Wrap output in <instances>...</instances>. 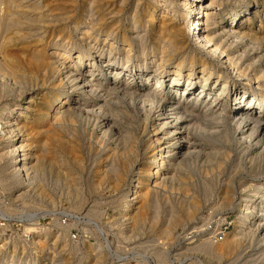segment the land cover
Returning a JSON list of instances; mask_svg holds the SVG:
<instances>
[{
	"label": "bare ground",
	"instance_id": "bare-ground-1",
	"mask_svg": "<svg viewBox=\"0 0 264 264\" xmlns=\"http://www.w3.org/2000/svg\"><path fill=\"white\" fill-rule=\"evenodd\" d=\"M231 4L234 7L225 14V6ZM256 22L258 29H253ZM99 35L110 50L114 43L108 38L118 37L126 45L124 61L102 59ZM131 40L140 47L137 59L130 56ZM148 64L154 65L152 71ZM168 64L170 72L163 69ZM152 80L155 85L146 86ZM6 90L17 91L18 100L0 108V171L10 183L26 189L15 198L28 194L44 168L53 163L64 179L78 184L79 175L62 154L76 152L78 135L68 126L79 114L92 115L91 127L97 128L100 141L107 142L100 177L109 178L115 189L124 187L133 173L126 201L113 219L118 225L131 215L133 202L139 211L130 216L133 226L144 221L147 211L155 221L160 217L155 194L159 186L174 181L176 171L196 157L209 160L223 153L218 151L223 143L242 142L244 150L253 153V174L260 175L251 190L261 194L259 199L248 206L246 198L242 205L246 186L231 197L226 183L218 205L227 204V212L236 214L233 229L221 243L191 240L185 249L209 262L233 255L244 241L264 250V0H0V92ZM65 127L75 132L71 139H65L69 134L63 137ZM49 150L51 161L46 163ZM209 183L203 184L205 193L213 190ZM33 189L38 196L37 185ZM191 198L182 204L181 213L168 209L163 226L155 222L157 237H168L193 219L200 203ZM81 199L79 193L74 195V207H79ZM35 222H29L26 231L32 236L30 244L43 249L48 232ZM61 238L59 254L74 249ZM90 247L95 250V262L102 263L105 245L96 240ZM156 250L155 264L166 262L167 253Z\"/></svg>",
	"mask_w": 264,
	"mask_h": 264
},
{
	"label": "rangeland",
	"instance_id": "rangeland-1",
	"mask_svg": "<svg viewBox=\"0 0 264 264\" xmlns=\"http://www.w3.org/2000/svg\"><path fill=\"white\" fill-rule=\"evenodd\" d=\"M231 2H233V0H231ZM233 7L234 4L228 5L227 7L225 6V14ZM240 7L241 9L244 8L242 6ZM225 14L223 16L224 18H227V15ZM120 19L122 21L121 23L123 24L127 21L124 20V15ZM141 27L143 28L145 26L141 25ZM252 27L253 29H258V22L253 23ZM148 32L149 30L144 31L145 34ZM103 38L104 36L99 35L97 40V44H99L102 49L104 48L101 56L102 59H105L108 62H112V60H114V63L124 61V51L126 45L122 44L121 40L118 37H116L114 40L112 38H108V42L111 41L112 43H114V49H112V51L108 47L109 44H104ZM132 42L134 44V49L132 50L130 56H132L133 59H137L141 56L140 47L138 46L136 41L131 40V43ZM107 51H109L110 54H108ZM135 51L137 53H135ZM169 65L170 64L166 65L163 69L168 71L170 68ZM148 67L149 70L152 71L154 65L148 64ZM125 78L126 76L123 77V79ZM181 80L184 81V78H181ZM218 84L220 85L221 83ZM154 85L155 83L153 80L151 82L147 81L146 83V86ZM6 91L7 92H0V108L6 103H12L18 100L17 91ZM210 94L211 96H213V98L216 96L214 90H212ZM85 115L86 114L77 115L72 120L74 124L73 122H71L72 124H69L68 126H71V128H73L78 135L76 136L78 137V141L76 142H78L77 144L79 148L77 147L75 153L65 154L64 152V154H62V157L64 156L63 159L66 161L69 167L72 168L73 171L77 172V176L79 175V180L77 182L78 184L76 186L74 185L75 183L73 184V181L64 179L63 174L57 171V165L53 163L51 166H47L44 168L43 172L41 173L42 175H40L41 177H39L40 180L33 183L32 186L34 187H30L31 190L28 191V194L20 196L17 199L15 197L19 193H21V191H24L26 189H23V187L21 185H18L17 183H10L8 178L2 175L3 173L0 171V264L8 261L16 262L17 260L22 261L24 264H96L98 262V264H155L156 258L154 255V251H157L156 249H160L168 255L167 261L169 260V262H161V264H264V255H262V253H264L262 251L264 250H262V246L257 243L249 245L248 242L244 241L242 247L240 248L241 250L238 249L233 255L224 257L220 262H209L205 260L202 255H199L198 253L196 255V252H193V255L192 251H187L185 249V247L188 246L187 242L185 244L180 239L181 236H183L189 230H198L197 233H200V229H202L200 227L203 226L204 223L210 224L211 227L214 225L223 226L224 224H226L229 226L227 233L233 229L236 223L235 221L237 219L236 214L233 212H227V208L229 207V205H218V201H220L222 197L221 190L225 188L226 183L230 184V196L232 195L233 197H235L240 191L241 188L239 189V187L243 188V186H246V192L244 191L243 194V197L245 198L242 197L243 200L240 202V204L242 205L243 203H245L244 200H246V202L249 200L247 202V205L249 206L252 203V200L259 199L258 196H260L261 194L258 195L251 190H253L252 186L254 185V183L257 182L255 179H257V177H259L260 175L257 176L256 174H253L254 167H251L250 165V157L253 156V153L246 152L247 150H244L245 145L242 144V142H229L228 144L223 143L224 145H221L222 148L218 149V151H222L223 153H219L218 157H216V154H214L215 156L212 155V157H210L212 161L211 159L208 160V157L206 156L196 157L193 161H190L186 165L182 166L183 168L180 167V169L176 171L177 173H175V176L173 178L174 181L171 180L170 182L167 181L165 184H162L163 188L159 186L156 189V192L154 190H150V193L151 191H153L158 195V212L160 213V215L158 213V215L160 216L158 217L159 219L157 218L158 220L155 219V221H152L154 215L151 211H147L148 213H145L147 217L149 215H153L151 217V221L150 216L149 219L145 217L144 221H142L143 223L141 222L142 224L140 223V225L138 224L133 226L130 219L132 217L131 215L136 214V205H138L137 202H133V210H131L133 213L130 212L131 215L127 216L128 219L123 220V222H119L118 225V222H115L116 220L114 221L113 219L116 218V212L121 209V207L125 203L124 201H126L125 194L128 193V184L133 181V173L131 172L126 177L127 183L125 184V186L123 185L124 187L115 189L112 187V184L110 182L111 180L109 178L107 179L103 177V179L102 177H100L99 174L101 170L105 168L104 164L106 163V159L104 160V158L108 152V145L104 139L101 138L100 141V136H98L100 135V133H98L97 128H94L95 130H93V128L91 127V125L94 124V117L92 115ZM44 125V127H47V124ZM132 126L134 128L136 127V125ZM65 128L67 129V131H63V137L65 136V134H69L68 136H65L66 138H64L71 139L70 136L73 134L75 135V132H72L71 128ZM150 129L151 128H149V131H151ZM37 141L41 142V139L40 141ZM38 142H36V144ZM105 147L107 148V150ZM258 150L260 149L258 148L257 151ZM50 152L51 151L49 150V153L45 154L46 163L51 161L50 154L52 152ZM153 152L154 151H152V153ZM71 155H73L74 157ZM76 157L78 159H74ZM220 162L222 163V165H220ZM57 175H59L60 177H58L59 181L56 183L55 177ZM68 181L72 182L73 185L71 183H69L71 185L66 184ZM98 181L99 183H102L99 185V183H97ZM152 181H154V179L150 182ZM205 182H210V190L213 189L209 191L210 193H205L206 188L203 185L205 184ZM94 184H97L98 186H94ZM36 185L38 189H36ZM101 185H103V187ZM104 185L108 186L109 188H106ZM110 187L113 189H110ZM33 188L36 189V194H40H38L39 197L34 196L32 192L34 190ZM78 193L82 198L81 204L79 205V207H74L72 203L73 198L74 195ZM152 195L151 198L153 200L154 196ZM194 195H196V199ZM3 197L5 198L2 199ZM186 197H192L191 199L198 200L197 202L200 203L199 207L194 212V220L192 219L191 221H187L182 227H177L168 237H157L159 236L158 228L165 224L164 216L167 213L166 211H168V209L170 210V208L173 207L172 209H174L178 213H181L182 206L186 205L185 200H189ZM246 198H248V200ZM179 201H181L182 203ZM236 202H238V200H236L235 203ZM177 207L179 210L177 209ZM241 207L242 206H240V208ZM137 213L139 214V211ZM29 222H35L37 223V227H42V229H44L45 231L47 230V245L44 246L43 249L31 245L32 243L30 244L29 239H31L32 236L29 235V233L26 231V227ZM155 222L159 227L155 225ZM60 226L62 228L59 229ZM58 230L59 232L57 233ZM61 233L63 236H61ZM55 235H60L61 240V237H63V239L67 240L68 244L70 243V245H72L74 249L69 251L66 250L64 252L61 251L62 253L60 252L61 254H59L58 250H61L62 244L59 241L60 239L56 240ZM37 239L38 238H35V240ZM96 240L98 243L101 242L103 245H105V248L101 249V251L103 252L101 256L102 263H100V261L95 262L94 258H96V253L95 250L90 247V245L92 246V244L96 243ZM194 241L199 243L206 240ZM220 241L216 243H221ZM53 243H55L54 247ZM3 246L4 248H2ZM3 250H5L6 252H4ZM93 251L95 254H92ZM55 252L58 253L54 256ZM53 256L55 258H53ZM61 257L63 259H60L62 262L59 260V258Z\"/></svg>",
	"mask_w": 264,
	"mask_h": 264
},
{
	"label": "built area",
	"instance_id": "built-area-1",
	"mask_svg": "<svg viewBox=\"0 0 264 264\" xmlns=\"http://www.w3.org/2000/svg\"><path fill=\"white\" fill-rule=\"evenodd\" d=\"M3 197L2 199H4ZM205 224V225H204ZM203 226L200 228V233H197V231L194 230H189L187 233H185L183 236H181V241L186 244V242L191 241V240H197V241H202V240H207L212 243H216L220 240H223L225 234L227 233L228 230V225L224 224L222 225H214L210 226V224L204 223ZM199 229V228H198Z\"/></svg>",
	"mask_w": 264,
	"mask_h": 264
}]
</instances>
